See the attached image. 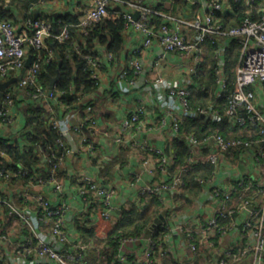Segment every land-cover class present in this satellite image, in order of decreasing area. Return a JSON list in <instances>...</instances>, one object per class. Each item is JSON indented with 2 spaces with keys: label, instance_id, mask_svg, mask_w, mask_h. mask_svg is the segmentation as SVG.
<instances>
[{
  "label": "built area",
  "instance_id": "1",
  "mask_svg": "<svg viewBox=\"0 0 264 264\" xmlns=\"http://www.w3.org/2000/svg\"><path fill=\"white\" fill-rule=\"evenodd\" d=\"M113 1L117 0H90L86 9L78 15L77 26L86 33L88 27L101 19L122 17L125 20V30L142 33L144 48L150 47L154 42L158 43L161 52L157 56L155 65L173 54L186 59L189 64V84L190 74L202 60L205 43L209 42L212 45H217L215 50L218 58L217 91L224 90L226 87L223 73L225 48L232 39H239L241 48L236 64V79L226 107V115L241 131L249 126L257 128L260 135L257 143L261 144L260 146L257 144L255 149L252 140L225 138L217 133L202 140L197 139L192 133L184 136L189 148L188 164H203L211 167L210 175L198 179V183L202 186L200 194L206 193L210 199L209 203H213L215 206L207 216H198L195 224L181 225L178 230L182 234L185 232L184 239L193 258L206 255L208 260H213L215 257L213 253L219 250L223 238L230 230L238 226L237 220L244 215V219L241 218L240 227L242 245L236 246L237 249L233 248L235 246H227L222 250L221 256L217 258L216 264H238L247 257H250L251 264H264V109L257 104V102L264 103V0H235L247 7L245 13L248 14L255 10L259 17L253 18L247 15L240 24L228 29H225L221 22V15L232 11L228 0H184L186 16L182 18L165 17L158 26L151 23L153 10L146 7L142 0L132 3V10L121 12L111 10L110 5ZM135 13L138 14L137 18L134 16ZM50 37L63 42L69 37L67 27H63L58 35H54L52 20L49 18L33 19L28 16L22 18L20 30H17L11 20H0V76L7 78L19 74L25 67L27 58L30 57L29 50L34 49V60L18 80L17 85L21 90L34 88L35 90L28 92L27 95L30 99L45 106L53 116L55 110V107L52 106L53 101L64 106L59 100L60 94L54 93L55 88L50 90L49 87L43 88L39 84L42 65L53 58V52L47 46V40ZM142 49L136 48L132 52L134 57L128 62V69L132 71L133 79L143 70ZM42 50L47 51L46 57L42 55ZM106 54L109 61L113 60L111 53ZM84 58L92 65L94 70L91 77L96 80V84L99 86L100 57L95 50V53L88 54ZM154 82L163 85L165 80L158 76ZM189 94V85L186 87L180 84H171L168 87L170 101L177 99L184 115L191 114L187 100ZM87 96L88 93L79 98V104L84 105L83 109L87 115L82 119V123L74 125L73 129L82 132L83 128H87L89 135H92L99 133L100 128L97 119L91 116L94 109L93 100L87 99ZM12 105L10 93H6L0 108V121L11 122ZM172 107H175L174 103ZM144 112L143 105L138 104L133 112L122 119L119 130L114 135L116 142L120 145L127 144L129 130L144 128L142 118ZM197 115L203 120H206L209 115L215 119L218 118L216 112L210 110H201ZM172 117L171 127L177 136L184 117L174 115ZM52 124L53 127L59 128L56 120L52 121ZM162 124H166L165 119L162 120ZM105 134L108 135V133ZM89 137H84L79 150L84 149L83 152L92 156L95 144ZM58 143L65 149L64 153L47 158L48 174L34 173L27 184L28 186H50L57 194L63 192V185L57 171L63 166L70 150L61 131ZM131 146L140 147L144 156L141 164L144 171L151 177L150 182L142 185L139 189L137 203L140 201V197L149 195L161 196L164 204L166 200H172V195L179 193L184 185L180 174L171 176L169 174L168 166L172 163V157L166 155L162 147H154L149 144L141 145L135 140L131 142ZM235 151H238L241 157L238 161H234ZM246 158L249 160L253 174L248 169L246 174L237 170L238 165ZM129 175L133 180L134 177L136 178L135 174ZM14 176L15 174L11 172H0V180L9 181ZM139 177L136 178V181H139ZM78 180V184H81L76 188L85 205L84 213L93 207L95 202L100 203L96 215L104 220L105 225L100 228L102 231H97V235L103 238L105 227L109 226L111 220L114 219L115 187L112 185L101 186L95 180L87 177H79ZM249 191L262 195L260 206L254 198H249ZM34 203L35 209L29 212L25 208H17L9 200L0 197V207L2 204L8 206L9 214L14 216V220H18V230L15 232L19 233L21 229H26L29 232L27 235L19 234L15 244L10 242L7 235L8 226L3 215L1 216L2 209H0V258L5 256L6 264H83L87 248L86 245L78 241L77 236L75 238L68 230V214L70 212L68 204L64 202L53 204L42 193L34 195ZM164 211H166V217L167 210L164 209ZM227 218L232 219L225 224L220 223L221 220ZM216 234L219 235L217 242L213 239ZM193 235L199 239L198 246L192 242ZM44 237H47L48 240ZM143 240H145V244L140 251L123 249L127 244ZM3 243H7L5 248L7 255L1 253ZM152 245L154 242L150 237L145 239L144 235L123 239L119 246L118 262L129 264V256L135 254L138 263L154 264L155 259L150 250Z\"/></svg>",
  "mask_w": 264,
  "mask_h": 264
},
{
  "label": "trees",
  "instance_id": "2",
  "mask_svg": "<svg viewBox=\"0 0 264 264\" xmlns=\"http://www.w3.org/2000/svg\"><path fill=\"white\" fill-rule=\"evenodd\" d=\"M5 0H0V20H11L14 25L17 16L12 15L5 10ZM34 0H11L10 3L17 4L20 16L22 18H43L42 14L29 12V4ZM129 1V0H127ZM167 0H160L159 8ZM232 6V11L221 15V22L225 29L240 24L242 19L247 15L258 18L259 15L255 10L245 13L246 6L235 0H228ZM175 5L185 7L184 0H174ZM52 20V32L58 35L63 27H67L69 37L63 42L56 38L50 37L47 40V46L53 52V58L42 65L40 72L39 84L43 88H48L50 78L57 73L59 60L62 62L60 67V78L56 83L54 93L60 94L59 100L65 106L75 107L79 105L83 109L84 105L79 104L81 95L94 92L98 87L96 80L92 79L93 67L88 63L84 56L95 53V49L102 47L106 53H111L113 63L116 59L121 58L124 47L125 20L120 17L116 19L104 18L87 28L85 33L83 29L77 26L78 15L65 14L47 17ZM22 21V20H21ZM60 21V22H59ZM163 18L155 13L151 14V23L158 26L163 22ZM217 45L209 42L205 43L204 55L202 60L197 64L194 72L190 74L189 91L187 98L189 111L186 114L179 127V134L167 141L164 146L166 155L172 157V163L168 166L170 176L180 174L184 185L179 193L172 195L173 202H182L179 208H174L172 213L176 214L181 209L192 204L193 199L197 198L202 191V186L198 179L206 178L211 173V167L203 164L189 165L187 157L189 155L188 144L185 135L194 134L197 139L202 140L212 134H221L225 138H241L254 141L253 146L256 149L257 144L260 146V135L255 127H248L245 130L233 125L226 115V107L229 97L234 89L236 79V64L238 62L241 44L238 38L229 41L224 53L223 73L226 79V87L218 92L217 84ZM42 55L46 57L47 51L42 50ZM57 55L59 58H57ZM31 62L34 60V49L29 50ZM30 62V63H31ZM128 75H133L129 70ZM21 90V89H20ZM34 88L21 90L24 101L22 102V113L25 117L22 139L24 144H11L9 140L0 137V172H11L15 174L9 180L10 184L27 185L34 173L47 175L49 163L47 158L64 153L65 149L58 143L60 139V130L53 127L51 122V112L41 103L30 99L28 92H33ZM10 93L13 104L17 103L16 94L11 90L3 93ZM2 106V105H1ZM55 106V105H54ZM1 108V107H0ZM201 110L215 111L218 118L207 117L203 120L197 113ZM44 156V161H43ZM238 151L234 152V161L240 160ZM123 163L124 161L121 160ZM93 163L96 162L93 158ZM122 163V164H123ZM112 164V163H111ZM111 164L100 170V178H103V184L114 178V172L111 170ZM120 165V167L122 166ZM63 168L58 169L57 174L64 176ZM62 176V175H61ZM81 184V183H80ZM77 183V185H80ZM249 198H254L258 206L262 202V195L249 191ZM100 206L95 202L93 207L75 218L74 228L77 232L78 241L86 245L85 260L83 264H120L118 262L119 246L123 239L142 237L153 220L165 209L163 199L159 195H149L140 197L137 203H131L129 206H122L118 212L114 211L115 219L111 224L106 226L103 238L98 237V228L96 225H88L91 215H95ZM5 216V223L8 226L15 218L9 214V207L2 204L0 207ZM167 216L170 212L167 209ZM232 218L221 220L225 224ZM101 228V227H100ZM6 231V230H5ZM169 230L165 225L156 227L150 239L154 245L150 250L155 259L154 264H182L178 262L168 250L166 235ZM4 232V231H3ZM19 233L29 234L26 229H21ZM185 235V232L184 234ZM213 239L217 242L219 235L216 234ZM192 242L198 246L199 239L193 235ZM237 249L236 247H233ZM160 258V260H159ZM200 261L198 258L196 263ZM0 264H6V257L0 258ZM129 264L138 263L136 255L129 256Z\"/></svg>",
  "mask_w": 264,
  "mask_h": 264
},
{
  "label": "crops",
  "instance_id": "3",
  "mask_svg": "<svg viewBox=\"0 0 264 264\" xmlns=\"http://www.w3.org/2000/svg\"><path fill=\"white\" fill-rule=\"evenodd\" d=\"M10 1H4L5 10L17 16L15 27L20 30L22 17L17 4L10 3ZM136 1H113L110 8L115 12L132 10L131 4ZM142 1L146 7L153 10V13H157L156 15H160L163 20L165 17L182 18L187 14L186 7L175 5L174 0H167L160 8V0ZM89 2L90 0H34L29 4L28 9L29 12L42 14L43 18L65 14L79 15L86 9ZM123 37L124 47L121 58L116 59L113 63L108 60L106 51L102 47L95 49L101 62V68L99 69L100 84L94 92L88 93L87 99L93 100L94 109L91 116L97 119L100 128L99 133L89 135L87 128H83L82 132L74 130L73 126L82 123V119L86 117L87 113L79 105L75 107L60 106L53 101L52 106L55 105V110L54 115L51 117V122L56 120L58 129L63 133L65 143L70 150L62 166L64 176L63 174L60 177L58 176L63 185V192L57 194L53 192L50 186L18 185L10 184L8 180H0V197L9 200L19 209L25 208L27 211L32 212L35 209L34 195L37 193L44 194L53 204L67 203L70 209L68 230L75 238H77V232L74 228V220L85 211V205L79 197L76 188L79 177H87L95 180L101 186H106L103 184V178L99 176L100 170L105 168L107 164L112 163L111 170L114 172V178L108 182L107 186L112 185L115 187L116 193L113 199L116 207L115 211L118 212L122 206L136 203L139 189L142 185L149 183L151 177L144 171V167L141 164L144 156L140 147H132L131 142L135 140L141 145L149 144L154 147L164 148L167 141L176 137V132L171 127L172 115L185 116L177 99L170 101L168 87L171 84H180L186 87L189 85V64L186 59L173 54L161 60L158 65H155L158 59L157 56L161 52L157 42H154L150 47L144 48L142 33L133 30H125ZM138 47L143 48L141 52L143 70L133 79V75H128V62L134 57L132 52ZM17 75L7 78L0 76V83L8 81ZM158 76L164 78L165 83L163 85L154 82ZM9 90L16 94L17 103L11 107V122L0 121V137L9 140V143L13 145L20 144L22 146L24 144L22 135L25 125V117L22 113L24 96L18 88L17 82H13L0 93V107L4 98L2 96L3 93ZM173 103L175 107H172ZM138 104H142L145 109L142 116L144 128L129 130L127 133L128 143L120 145L115 141L114 135L118 132L122 119L133 112ZM257 104L264 109V103L257 102ZM163 119L166 121L164 125L162 124ZM105 133H108V135ZM86 136H90L89 139L95 144L92 156L83 152L84 149L79 150ZM93 158L96 160L95 163L92 162ZM121 160H125L124 163ZM241 162H244L248 171L253 174L249 160L246 158ZM121 164L122 166L120 167ZM237 170L240 172L238 167ZM129 174H135L136 178L140 176L139 181H136L135 177L133 180ZM209 200V196L206 193L204 195L199 194L197 198L193 199L192 204L178 211L174 218H169L166 214L165 226L169 230L166 235L168 250L182 264H216L217 258L221 256L222 250L227 246L236 247L242 245L240 227L241 218L244 219V215L237 220L238 226L230 230L223 238L219 250L213 253L215 255L214 259L209 260L211 261L209 263L206 255H202L198 258L200 261L196 263L197 258L192 257L184 235L179 232L178 228L181 225L195 224L198 216H207L215 206L213 203H209ZM164 205L166 210L168 209L169 212H172L174 208H179L181 203L166 200ZM2 215L5 219L1 211ZM91 216L92 218L88 225H97L98 230L102 231L100 227L105 225L104 220L96 214ZM113 218L115 219V214ZM18 224V220H13L8 225L7 235L13 244L17 242L16 240L20 234L15 232L18 230ZM44 238L48 240L47 237ZM144 241H134V243L125 245L123 249L126 251H140L145 244ZM6 245L7 243L2 244L1 253L3 255L8 254L5 251ZM213 254L209 255L214 256ZM201 258H204L203 262H201ZM205 261L207 262L205 263ZM238 264H251L250 257L245 258Z\"/></svg>",
  "mask_w": 264,
  "mask_h": 264
},
{
  "label": "water",
  "instance_id": "4",
  "mask_svg": "<svg viewBox=\"0 0 264 264\" xmlns=\"http://www.w3.org/2000/svg\"><path fill=\"white\" fill-rule=\"evenodd\" d=\"M135 18L138 17V14L135 13ZM57 58H59V56L57 55ZM30 62H31V57H28L27 60H26V63H25V67L21 70V72L17 75V76H14L12 78H10L8 81H5L3 83H0V93L2 91L5 90V88L7 86H9L11 83L13 82H18V80L22 77V75L25 73L27 67L30 65ZM62 65V62L59 60L58 62V67H57V73L54 77H51L50 78V85H49V88L50 90L54 89L55 88V85L57 83V81L59 80L60 78V67ZM239 167V170L241 171L242 174H246L247 173V167L244 163H240L238 165ZM165 213L166 211H162L161 214H159L154 220L153 222L151 223V225L147 228L145 234H144V238L145 239H148L153 230L158 227V226H161V225H164L166 224V219H165Z\"/></svg>",
  "mask_w": 264,
  "mask_h": 264
},
{
  "label": "rangeland",
  "instance_id": "5",
  "mask_svg": "<svg viewBox=\"0 0 264 264\" xmlns=\"http://www.w3.org/2000/svg\"><path fill=\"white\" fill-rule=\"evenodd\" d=\"M125 161V160H124ZM181 205L183 206V203L181 202ZM189 206V205H188ZM185 209V208H184ZM182 210V209H181ZM164 211V210H163ZM176 215V214H175ZM175 215L172 213V212H170V216H168L169 218H174L175 217ZM165 225V224H164ZM97 226V225H96ZM204 261V258H201V262H203ZM207 261L209 262V260L207 259ZM207 261H205V263L207 262Z\"/></svg>",
  "mask_w": 264,
  "mask_h": 264
}]
</instances>
